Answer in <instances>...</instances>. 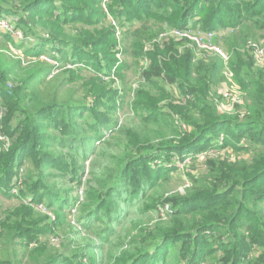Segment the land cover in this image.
<instances>
[{"label": "trees", "instance_id": "obj_1", "mask_svg": "<svg viewBox=\"0 0 264 264\" xmlns=\"http://www.w3.org/2000/svg\"><path fill=\"white\" fill-rule=\"evenodd\" d=\"M55 1L69 8L57 12L49 6ZM70 1L0 0V17H18L10 21L16 31L39 39L49 35V42L25 49L28 60L0 51V115L11 137L9 149L0 143V190L20 202L13 210L0 208L1 262L75 264L97 250L96 264H264V65L258 66L250 46L264 39V0H205V6H199L202 0H111L110 10L123 29L122 54L135 59L123 62V69L140 70L136 99L121 119L111 114L117 106L104 102L108 111L97 106L106 94L100 93L99 82L75 84L76 71H90L110 79L108 92L124 98L125 90L113 85L126 84L125 75L112 78L111 71L82 65L83 59L76 58L77 53L92 56L89 47L97 42H109L115 25L94 31L92 24L98 21L75 13ZM37 7L42 10L33 15ZM221 13H226L223 20ZM101 18L109 20L105 12ZM175 27L215 31L213 42L229 59L214 50L198 56L194 43L179 52L182 41L157 40L159 32ZM19 41L13 42L17 50L26 45ZM46 44L54 52H47ZM103 55H95L102 68ZM171 55L173 68L165 63ZM66 58L69 64L63 62ZM67 65L72 70H65ZM223 81L234 98L230 111L219 91ZM173 85L181 94H171ZM167 100L186 106L175 109ZM165 107L174 114L162 111ZM84 109L101 120L89 118ZM55 112L58 116H52ZM223 126L231 132L212 136ZM207 142L204 158H190L197 166L184 167L186 194L163 200L180 169L168 166L169 156ZM30 147L33 153L27 154ZM27 156L31 162L23 187L12 194L13 179ZM146 161L149 168L143 166ZM80 188L83 193L75 195ZM195 201L202 204L184 206ZM165 203L174 212L155 214ZM76 204L78 215L70 222L67 214ZM39 205L56 211L61 226L68 227L61 248L38 238L52 230L49 223L40 227L51 217ZM28 231L32 245L19 241ZM18 246L24 247L21 255Z\"/></svg>", "mask_w": 264, "mask_h": 264}, {"label": "rangeland", "instance_id": "obj_2", "mask_svg": "<svg viewBox=\"0 0 264 264\" xmlns=\"http://www.w3.org/2000/svg\"><path fill=\"white\" fill-rule=\"evenodd\" d=\"M244 3H248L251 0H243ZM206 1L202 0L199 3V6H205ZM67 4H70V6H75L74 8V12L78 13V14H83V15H90L91 18L95 19L98 21L97 24H92L93 25V30L95 31L96 29L98 30H102L106 27V25L109 23L111 25H115V34H112L109 36V42H97L96 45H93L90 48L91 52L93 53L92 56H88L85 54H81V53H77L76 54V58H82L83 62L82 65H87L93 69H102L104 70L103 72H109L111 71L113 73V77L116 78H120L119 76L125 75V80H126V84H118L116 83L115 88L119 89L121 91V89L125 90L124 95L122 94L121 96H124V98H118L117 97V93L116 94H112L109 93L108 89L110 87V85L112 84L111 80L105 77H101L100 76H96L92 73H90V71H86L84 70V72L80 73L79 71H76L75 74L79 75L78 81L76 80L75 84H87L89 82H99L100 86L102 87L100 93L103 94V92L105 91L106 94H103L104 97L101 98V101H99V103H97V106L100 107L101 109L108 111L109 109L106 108L105 103H109L112 106L115 105L118 107V109L116 111H113L111 114L114 118L116 119H121V116L124 114V112L127 111V109L132 107V103L135 101L136 99V90L139 86V80H140V70H138V68L136 66H133L131 68H129L128 70H124L123 69V62L127 61L128 63H132L135 61V59L133 57H126L125 55L122 54L123 49H124V44L123 42H121L122 40V34L121 32H123V29L118 27V21L119 19L117 18L116 14L113 13L110 10V6H114V3L111 0H73L68 2ZM130 4V5H129ZM132 2L127 3V5L131 6ZM50 7H52L54 10H56L57 12H65L67 10V8H63L61 2L59 1H55V2H50ZM42 9H40V7L35 8L32 11L33 15L39 14V12ZM105 12L108 16V21L104 20L101 18V14ZM226 17V13H221L219 14V18L220 19H224ZM18 17L17 16H13L11 14H7V13H3L2 16L0 17V51L5 52L6 54L13 56V57H17V56H22L25 58V60H28L27 56H25L24 52L25 49H28L30 46L35 45V42H49L48 38L49 35H44L43 38L45 39H39L36 38L35 36L31 35L30 33H27L26 31H22V32H17L14 29V26L11 24V20H17ZM111 22V23H110ZM116 24H115V23ZM136 24H138V22H135ZM189 24H192L189 23ZM74 25V24H72ZM72 25H68L66 28L68 29H72ZM78 27H82L83 25L81 23H78L77 25ZM117 26V27H116ZM89 28H91L90 26H88ZM3 32H9L6 35H3ZM160 34V32H159ZM158 34V36H159ZM157 36V38H158ZM47 39V40H46ZM18 40H20L19 42H26V45H23L24 43L20 44L21 49L17 50L16 45L13 42H17ZM151 41V40H150ZM149 40H146L144 42H150ZM165 40L161 41L164 42ZM159 42V43H161ZM166 42H171V40H168ZM146 43V50L150 49L149 48V44ZM252 43H264V39H258ZM112 44V45H111ZM55 47V45H53ZM46 51L47 52H54V48H52L51 45H47L46 44ZM68 50V49H67ZM226 52V51H225ZM97 53L100 54H104L103 56H105V58H107V60L105 61V63L103 64V68L101 67V65H99V61L98 59L95 57V55ZM66 52L64 51L62 53V56H65ZM152 54L154 56H156V51L153 50ZM177 54V52L175 53ZM174 54V56H176ZM173 55H171V58L169 59L168 57L165 58V63L173 68L174 64L172 61V57H174ZM47 60L48 57H45ZM161 58V57H160ZM44 60V61H45ZM66 64H69L68 59L66 58L65 61H63ZM61 63V62H59ZM258 66L264 65V59L262 61H257ZM77 65V64H76ZM71 65H67L65 70H72L71 69ZM119 69H122V71L120 73H118ZM174 70V69H173ZM167 72V71H166ZM111 78V79H112ZM111 83V84H109ZM120 83V82H119ZM226 82H222L221 83V87L219 89V91H221V89L224 87ZM109 84V85H108ZM237 87H239L238 85L234 84L232 86V91L236 92ZM114 93V92H113ZM230 93V92H229ZM171 94L172 95H179L181 94L179 92V89H177V87L175 85H173L171 87ZM234 98L232 96H227L223 98V104H224V109L225 110H232L233 106H234ZM166 104H170L173 108L175 109H179L180 107L183 108L184 106H186V104H175L173 102H171L170 100H167V102H164ZM183 106V107H182ZM171 107V108H172ZM171 108L169 107H165L162 108V111L168 112L169 114H174L173 111L171 110ZM83 113L86 116H89V118L96 116L97 118H99V120H101L100 116H98L96 113L90 111V110H83ZM66 114V113H65ZM52 116H58V113H53ZM74 116L78 119V114L76 113V115L74 114ZM177 118H179L177 115H175ZM63 119L60 121V124L62 123ZM10 130V126L5 122V118L3 117V115H0V143H5L3 149H9L10 145H11V137L7 134L8 131ZM52 132H55L57 129L53 128L51 129ZM232 129H230L227 126H223L222 128H220V131L217 129H214L212 131V136H218L220 138H223L224 135L228 134L229 132H231ZM109 132V130H108ZM249 131L246 130L245 134L248 133ZM244 141H248L247 139H244ZM209 142L205 143H201L199 145H194L192 147H190L189 149L185 150L183 153L181 151H178L177 153H175L174 155H172L171 157L169 156L170 161L166 160L168 162V166H172V163L175 164V166L180 167V169L176 170V180L173 181L172 184H170L167 188L171 189L163 196V200L166 198H175V197H183L186 194V189L189 186L188 183V176L186 175V170H184L185 166L190 165L191 166H197L198 162H192L191 161V157L193 156H201L202 154H205L206 151L205 150V146L208 147ZM86 148L89 147V143H87L85 145ZM208 149V148H207ZM27 154H31L33 153L32 148H28L27 149ZM182 158H185L184 160ZM182 160V161H180ZM31 162V158L30 156H27L26 161L23 163V167L20 170V174H18V176H15L13 179V184H12V189H11V193H19L20 189L23 187V178L25 177V174L27 172V165ZM177 163V164H176ZM88 164V161H87ZM144 167L149 168L148 165V161H146L143 165ZM83 188V187H82ZM82 188L79 189V191H77L75 193V195L80 196L83 192H82ZM260 190L264 191L263 186H260ZM6 194H8L7 192H5L3 189L0 190V208L4 209H8L11 208L9 210H13L15 209L14 207L19 205V199L18 198H9L6 196ZM168 204V203H165ZM165 204H160L159 206H163ZM200 205L202 204V201H195L193 203H189L188 205H184V206H190V205ZM172 206V204H171ZM193 206V205H192ZM39 209H41L43 211V215L45 214L44 212L48 213L51 217L50 220H47V222H44L43 224H40V227H44L46 223H49L52 226V230L51 232L48 233H42L39 234L38 238L42 239H48L51 241V243L53 245H55L58 248H61L63 243L66 242V231L68 229V227L66 225H62L61 226V221L58 218V214L56 211H48L46 209L45 206L43 205H39L37 206ZM79 205L76 204L73 208H71L72 210L70 211V213H68V221L73 222L78 215L77 209H78ZM37 212H39L38 210H36ZM8 213V212H7ZM40 213V212H39ZM46 215V214H45ZM7 217V214L4 213L2 219H5ZM33 233L28 231L26 233V236L24 238H21L19 241H25V242H30V239L33 237L32 235ZM31 245L34 244V241L30 242ZM19 247V255H21L23 253V246H18ZM98 253L99 251L94 250L91 251L88 255V257H86V259H84V261H80L78 259H76L74 262H76L75 264H96V259H98ZM222 255V254H220ZM218 256V255H217ZM3 257V250L0 247V264H8V263H2ZM216 258V256H215ZM92 259V261H91ZM10 264H15L10 263ZM58 264H72V261H68V260H61L58 262Z\"/></svg>", "mask_w": 264, "mask_h": 264}, {"label": "built area", "instance_id": "obj_3", "mask_svg": "<svg viewBox=\"0 0 264 264\" xmlns=\"http://www.w3.org/2000/svg\"><path fill=\"white\" fill-rule=\"evenodd\" d=\"M115 23V22H114ZM116 24V23H115ZM18 32V31H17ZM174 39L177 41H182L183 44L180 45L179 52H183V50L187 46H191V43L196 44L197 46V55L202 56L204 51L207 50H214L222 55V57L226 60L229 59V56L218 46L215 45L214 38H215V31H195L191 28H168L166 30H163L160 32L157 40L163 41L167 39ZM251 48H253V53L255 55V58L257 61H262L264 59V43H252L250 42ZM145 64L149 62V60L146 58L144 59ZM226 73L229 77L233 76L232 72H229L228 69H226ZM225 97L230 96V93L228 91L227 83H225L224 87L220 91ZM207 155V152L205 154H202L200 157L204 158ZM174 212V209L172 208L171 204H165L163 206H159L155 209V214L161 216V217H167L171 215Z\"/></svg>", "mask_w": 264, "mask_h": 264}]
</instances>
